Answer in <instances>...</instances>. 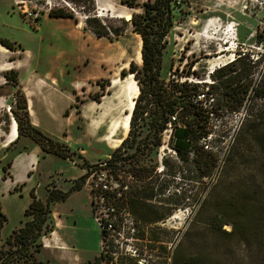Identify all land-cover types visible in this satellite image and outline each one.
I'll list each match as a JSON object with an SVG mask.
<instances>
[{"label":"rangeland","instance_id":"374dc122","mask_svg":"<svg viewBox=\"0 0 264 264\" xmlns=\"http://www.w3.org/2000/svg\"><path fill=\"white\" fill-rule=\"evenodd\" d=\"M148 1L153 0H135L136 7L132 9L121 0H101L88 15L64 0H0V38L17 43L18 50L15 55L8 54L7 62L10 58L20 61L16 71L19 87L5 77L15 69L0 72V85L7 84L3 90L6 98L0 101V204L8 217L1 231V244L26 222L24 211L33 200V189L46 200L50 183L54 182L53 187L57 189L60 186L69 189L74 185L71 178L79 179L84 172L82 191L64 203L52 205L56 231L43 237L41 251L34 254L37 261L89 264L104 254L110 263L104 260L100 264H131L130 258L135 257L132 264H174L178 253L186 264H198V255L201 256L199 264H264V249H258L256 242L244 244L209 231L203 223L220 212V205L204 208V204L212 193L220 197V188L215 186L220 184V165L230 146V137L239 125V116L220 114V111L212 115L213 131L202 140L199 151L203 157L199 159H194L190 152L181 156L174 148V135L169 137L170 132L166 130L160 135L159 146L152 145L159 139L154 134L157 106L149 94L143 64L137 63L133 48L142 38L134 32L131 22L119 17L123 13L143 14ZM181 2L183 14L175 15L173 27L164 40L160 77L167 90L175 88L173 80L181 90L198 84V92L207 94L211 101L195 104L205 108L207 102L208 106L220 100L210 86L214 83L220 86L224 80L220 78L221 67L232 62L237 52H248L251 58L264 52V43L258 37L261 34L264 39V0ZM51 6H65L75 12L78 23L74 19L50 18ZM88 17H96L89 26ZM95 32L108 35L99 38ZM22 48L29 52L22 53ZM7 62L0 53V67ZM131 62L140 68L139 80L128 75ZM122 70H127L126 78L121 76ZM143 88L145 94L139 105L134 141L115 152L128 137L124 138L122 130L111 137L113 122L125 117L129 100H137ZM18 89L25 94L27 110L16 103L23 99L17 95ZM127 89L139 90V95L134 92L130 99L126 96ZM28 97L33 98V117ZM98 97L100 102L94 100ZM26 111L32 122L37 119L46 135L67 144L76 155L69 160L51 156L44 161L45 153H41L42 164L29 172L28 183L13 188V174L18 175L19 167L14 171L12 167L2 170L13 155L4 145L16 114L23 129H27ZM222 120L230 123V135L225 139L220 138ZM179 123L183 125L184 120L180 118ZM26 140L22 138L23 144ZM22 151L29 153L30 148ZM110 156L123 171H117L120 183L114 180V172L111 173L114 182L108 178L113 190L126 182L128 186L123 192L129 200L130 192L136 193L137 189L152 192L154 188L151 200L141 202L153 205L154 214L169 213L165 220L144 224L131 211L120 225L117 208L112 219L119 224L118 231L101 230L92 214V208L97 206L98 216L107 219L106 211L96 199L92 203L98 193L96 183H100L97 177L101 173L91 175L90 171L88 175L86 172L87 167L97 166ZM134 173L139 181L132 177ZM223 230L230 231L231 227L225 226ZM249 231L253 234L254 230L249 228ZM180 264L184 263L180 261Z\"/></svg>","mask_w":264,"mask_h":264},{"label":"trees","instance_id":"16d2710c","mask_svg":"<svg viewBox=\"0 0 264 264\" xmlns=\"http://www.w3.org/2000/svg\"><path fill=\"white\" fill-rule=\"evenodd\" d=\"M27 1V0H21ZM28 1H43V0H28ZM72 4L74 8L81 10L85 14L90 15L95 11L96 0H64ZM122 4L129 8H135V0H121ZM182 2L177 3L176 0H153L145 3L143 14H132L131 24L134 27V32L141 36L143 41V67L148 79L149 94L156 102L157 119L154 124V134L159 137L158 142L152 144L159 146L160 135L167 129V124L176 118L178 122L173 123L174 148L182 156L183 153H192L194 159L203 157L200 153L202 140L208 138L212 126V115L226 113L239 116V125L234 134L230 137V146L226 150L224 158L220 165V184L215 186V189L220 188V197H215L212 193L204 204V208L208 206L219 207L220 212H216L212 216L206 218L205 225L208 230L220 235L234 238L244 244L255 243L258 249H264V52L258 53L256 58L250 56L248 52H237V56L232 62L220 68V74L224 80L220 83L212 84L210 87L213 90V95L220 96V100H214L216 103L210 102L206 107L204 101L198 100L201 93L198 92V84L191 86H183L186 89L176 88L177 82L173 80L175 87L172 90L165 88L166 84L161 80V71L163 66V53L165 49V38L168 36L170 29L173 27V19L176 14H183ZM178 9V12L176 10ZM48 15L53 19H74L78 23V18L75 12L65 6L49 8ZM37 19H40L37 17ZM96 17H88L87 25H91ZM99 38L107 37L105 32H95ZM119 35L118 33H116ZM260 43H264L263 36L258 34ZM0 44L12 52H17V43L6 38H0ZM139 66L135 62L130 63V73L134 75L136 80H139ZM127 70H122L121 76L126 78ZM8 81L12 82L16 87H19L18 72L12 71L6 74ZM172 84V85H173ZM141 93L136 100V107L131 120V130L128 138L115 152H119L123 147L133 142L134 133L137 124V116L139 105L144 98L145 89H140ZM220 91V94H219ZM17 95L23 96L22 100L17 101L18 107L27 110V101L22 89L17 90ZM104 96V95H102ZM100 102V97L94 99ZM206 100V101H207ZM197 103V104H195ZM13 109V108H12ZM28 119L27 129H23L21 119L15 115V120L18 122L19 138L6 151L10 150L13 155L7 166H3L2 170L10 169L13 165L14 156L17 153H24L29 144H34L40 147L46 159L48 156H58L63 160H69L76 153L65 143L56 141L46 135L40 128L33 125L30 116L26 111ZM180 118L184 120V124L180 125ZM229 120L220 122V138L225 139L230 135ZM26 137V142L23 144L22 138ZM22 143V144H21ZM24 145V146H20ZM31 149V148H30ZM114 152V154H115ZM81 158V156L78 155ZM106 167L104 168L109 174L114 172L115 181L119 182L120 170L113 156L105 160ZM96 165L89 166L90 170ZM211 172V167L207 168ZM92 172V171H91ZM89 174V173H88ZM209 174V173H208ZM32 174H30L31 176ZM87 175V174H86ZM111 176H113L111 174ZM139 181L136 173L132 174ZM4 180H6L4 178ZM86 176H81L79 179L72 180L74 185L64 190L65 186H60L57 189L54 182L47 187V199L43 200L35 194V189L31 191L33 200L28 208L24 211L25 221L22 222L20 228L15 229L1 244V231L8 222V217L4 213L0 204V264H46L37 261L34 257L35 253H39L43 247L42 239L48 234L55 231L56 224L53 218L52 205L67 201L75 192H80L83 189V184ZM122 181V180H121ZM120 181V182H121ZM119 182V183H120ZM128 186L126 182H122L118 188L105 194V201L114 207L115 211L118 208L120 214L119 223L125 222V215L131 213L136 215L139 221L144 224H153L163 221L168 217L169 213L154 214V206L141 202L142 200H151L154 188L140 191L136 193L130 192V199H126L123 189ZM133 189V186H131ZM140 188V187H139ZM141 189V188H140ZM122 193V194H121ZM128 196V195H127ZM123 200V202H121ZM116 207V208H115ZM124 210V211H123ZM25 222V224H24ZM199 222V221H198ZM120 223V225H121ZM119 224L116 223L118 228ZM225 226H230L231 230H223ZM121 227V226H120ZM249 228H252L253 234ZM102 254L96 257L94 262L89 264H100L106 260L110 263L109 258L105 259ZM137 258H130L132 264ZM201 256L198 255L196 262L199 264ZM186 264L184 258H180L177 253L174 256V264Z\"/></svg>","mask_w":264,"mask_h":264},{"label":"bare ground","instance_id":"6f19581e","mask_svg":"<svg viewBox=\"0 0 264 264\" xmlns=\"http://www.w3.org/2000/svg\"><path fill=\"white\" fill-rule=\"evenodd\" d=\"M99 2H101V0H96V4L99 3ZM101 4H103V3H101ZM117 13L119 14V12H117ZM119 17L125 18L129 22H131V19H132V15L131 14H125V13H123V15L121 14V16H119ZM133 48H134L135 59H136L137 63L140 64V65L143 64L144 63L143 54H142L143 41L141 40L139 43L135 44V46ZM0 53L3 55V57L6 58V62H7V59L9 58V56H10V55L8 56V54H14L9 49H7L6 47H4L1 44H0ZM11 60L12 59L10 58L9 61H11ZM9 61L7 62V65H3L2 67H0V72L1 73L9 72L10 70H13V67L11 66V63ZM23 65L21 64V66H23ZM134 92H135L136 96L139 95V90L137 91V90H133V89L132 90L127 89L126 90V96L128 98L132 99L133 97H131V96L134 94ZM29 103H30L31 114H32V116H34L32 97H29ZM135 107H136V100L135 99L129 100V108L127 109L128 111H126L125 117H123V119H117L116 121L113 122V125H112V128H111V130H112L111 131L112 132L111 133V137L116 136L118 134V132L121 131V130L123 131L124 138L129 136L130 130H131V126H132L131 125V120H132V117H133V112H134ZM18 127H19L18 126V122L16 120H14V123L11 126L12 130H11V132L9 134V138L7 139V141H6L5 145H4L5 148H7L10 145H12L20 137L19 136V132H18Z\"/></svg>","mask_w":264,"mask_h":264},{"label":"built area","instance_id":"2783aa9c","mask_svg":"<svg viewBox=\"0 0 264 264\" xmlns=\"http://www.w3.org/2000/svg\"><path fill=\"white\" fill-rule=\"evenodd\" d=\"M176 1L178 4H180V2H181V0H176ZM176 12H178V9L176 10ZM207 99H208L207 94L200 95L198 98V100H201V101L207 100ZM175 122H178V120L176 118H172V121H170L167 124L168 128L166 129V131L170 132L169 137H171L173 134V123H175ZM105 167H106V162L104 160L101 163H99L97 166L93 167L90 171H92L91 175L98 174L99 172L101 173L97 177V180H100V183H96L97 188H98V193L97 194L95 193L96 195L93 196L94 199L92 200V203H94V201L96 199V203L97 202L99 203L100 208H103L106 211L107 219H104L103 217L98 216L99 209L97 208V206H94L92 208V214L95 216V221L97 222V224L101 228V230L110 233L111 231H115V232L118 231L117 230L118 228L116 227L117 222L113 221V219H112V217L115 215V209H114V207H112L111 205H109L105 201V196H106L105 194L113 191L112 185H110L108 183V180H109L108 178L110 177L111 181L114 182V180L112 179V176L109 175V172H107L104 169ZM87 171L88 172H86V173L88 174L89 170L87 169ZM92 189H94V188H92Z\"/></svg>","mask_w":264,"mask_h":264},{"label":"crops","instance_id":"0c3cea01","mask_svg":"<svg viewBox=\"0 0 264 264\" xmlns=\"http://www.w3.org/2000/svg\"><path fill=\"white\" fill-rule=\"evenodd\" d=\"M21 51H22V53H28L29 52L27 49H23V48H22ZM12 53L16 54V53H18V51L17 52H12ZM18 62H20V61L19 60H13V61L11 60L10 61V63L13 65L12 67H13V69H15V71L19 70V68H18L19 66L17 65ZM127 66H128V64H125L124 67L127 68ZM6 85L7 84H3V85L1 84L0 85V101L5 100V98H6V94L3 92V90L5 88H7ZM14 91H15V89H14ZM12 96H15L14 92L12 93ZM28 100H29V97H28ZM32 100H33V98H32ZM28 105H29V103H28ZM32 123H33L34 126H36V127L41 129V127L37 123V119H36V122H35V120H33ZM29 146L31 148L29 153H27V152H25V153H17L14 156V161H13V165H12V171H14V169L17 168V167H19V168H18V175L13 172L14 173L13 174L14 175V182H13V186H12L13 188L16 187L18 184L28 183L27 178L29 176L28 175L29 172L31 170H33L34 168L38 169L40 167V165L42 164V162H41L42 159L40 158V154L43 153V152L40 149V147L37 146V145H34L32 143L29 144ZM47 156L48 157L46 159H43L44 161L47 160L48 158H51L50 155H47ZM83 175H84V172L81 174V176H83ZM71 179L75 180L76 178H71ZM63 189L66 190L67 187H64ZM75 193H78V192H75ZM75 193H73V194H75ZM61 203H64V202H61ZM58 204H60V203H58ZM55 224L57 225V223H55ZM55 231H56V228H55Z\"/></svg>","mask_w":264,"mask_h":264},{"label":"water","instance_id":"95a60500","mask_svg":"<svg viewBox=\"0 0 264 264\" xmlns=\"http://www.w3.org/2000/svg\"><path fill=\"white\" fill-rule=\"evenodd\" d=\"M125 115H126V113H125ZM125 115H124V116H125Z\"/></svg>","mask_w":264,"mask_h":264}]
</instances>
